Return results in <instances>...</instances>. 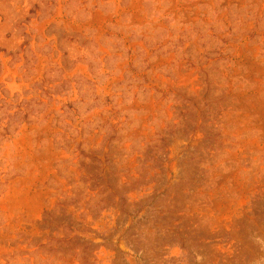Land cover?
Wrapping results in <instances>:
<instances>
[{
  "label": "rangeland",
  "instance_id": "obj_1",
  "mask_svg": "<svg viewBox=\"0 0 264 264\" xmlns=\"http://www.w3.org/2000/svg\"><path fill=\"white\" fill-rule=\"evenodd\" d=\"M0 264H264V0H0Z\"/></svg>",
  "mask_w": 264,
  "mask_h": 264
}]
</instances>
